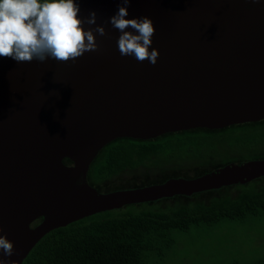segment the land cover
Listing matches in <instances>:
<instances>
[{
  "label": "water",
  "instance_id": "1",
  "mask_svg": "<svg viewBox=\"0 0 264 264\" xmlns=\"http://www.w3.org/2000/svg\"><path fill=\"white\" fill-rule=\"evenodd\" d=\"M76 2L108 32L96 34L99 51L66 63L0 57V235L14 243L4 259L15 264L47 232L86 216L264 176V159H252L107 192L87 181L116 138L264 119V0H131L127 19L153 21L155 65L119 54L107 22L119 0Z\"/></svg>",
  "mask_w": 264,
  "mask_h": 264
},
{
  "label": "trees",
  "instance_id": "2",
  "mask_svg": "<svg viewBox=\"0 0 264 264\" xmlns=\"http://www.w3.org/2000/svg\"><path fill=\"white\" fill-rule=\"evenodd\" d=\"M252 159H264V119L219 129L167 132L146 140L116 138L94 157L87 181L107 192L170 177H196L231 162ZM63 161L72 164L68 158ZM263 213L261 176L243 184L128 204L86 216L47 232L21 264H148L165 257L175 243L173 230L214 225L221 219L242 221ZM230 264L240 263L234 260ZM253 264H264V257Z\"/></svg>",
  "mask_w": 264,
  "mask_h": 264
},
{
  "label": "clouds",
  "instance_id": "3",
  "mask_svg": "<svg viewBox=\"0 0 264 264\" xmlns=\"http://www.w3.org/2000/svg\"><path fill=\"white\" fill-rule=\"evenodd\" d=\"M119 3L118 11L107 21L120 33L119 54L155 65L159 50H150L155 34L152 19L147 15L127 19L131 0H119ZM79 13L76 0H0V57L17 63L45 62L48 58L66 63L75 62L85 52L99 51L96 34L107 36L105 26L96 23L95 11L86 17ZM85 24L89 25L87 29ZM14 252V243L6 234L0 235V264H15L14 260L4 259Z\"/></svg>",
  "mask_w": 264,
  "mask_h": 264
},
{
  "label": "rangeland",
  "instance_id": "4",
  "mask_svg": "<svg viewBox=\"0 0 264 264\" xmlns=\"http://www.w3.org/2000/svg\"><path fill=\"white\" fill-rule=\"evenodd\" d=\"M172 235L175 243L165 257L148 264H230L234 260L253 264L264 257V213L242 221L221 219L214 225L173 230Z\"/></svg>",
  "mask_w": 264,
  "mask_h": 264
},
{
  "label": "flooded vegetation",
  "instance_id": "5",
  "mask_svg": "<svg viewBox=\"0 0 264 264\" xmlns=\"http://www.w3.org/2000/svg\"><path fill=\"white\" fill-rule=\"evenodd\" d=\"M35 225V224H34Z\"/></svg>",
  "mask_w": 264,
  "mask_h": 264
}]
</instances>
